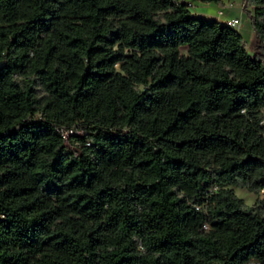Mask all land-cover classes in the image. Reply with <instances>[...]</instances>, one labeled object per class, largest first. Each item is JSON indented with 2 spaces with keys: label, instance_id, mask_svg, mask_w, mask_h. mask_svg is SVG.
Wrapping results in <instances>:
<instances>
[{
  "label": "trees",
  "instance_id": "16d2710c",
  "mask_svg": "<svg viewBox=\"0 0 264 264\" xmlns=\"http://www.w3.org/2000/svg\"><path fill=\"white\" fill-rule=\"evenodd\" d=\"M240 8L252 54L186 0H0V264H264V198L231 188H264Z\"/></svg>",
  "mask_w": 264,
  "mask_h": 264
},
{
  "label": "rangeland",
  "instance_id": "374dc122",
  "mask_svg": "<svg viewBox=\"0 0 264 264\" xmlns=\"http://www.w3.org/2000/svg\"><path fill=\"white\" fill-rule=\"evenodd\" d=\"M228 2H231L229 5L226 4ZM215 4V2H211ZM218 3V2H217ZM241 0H223L224 9H228L229 13H233L238 18V24L237 28L244 40V46L248 54H252L253 51V44H254V33L248 23V19L245 15V13L240 9ZM191 12L195 10L192 3L191 6L188 7ZM249 10H251V6H247ZM222 18V15L220 16ZM224 20V19H223ZM180 51L183 52L184 48L180 47ZM261 114H262V124L264 125V107L261 108ZM81 130H77V134H81ZM69 147H72L69 143H67ZM232 191L234 194L241 198L242 202L246 205H250L257 199L264 198L263 190H260L258 193L255 191L247 190L245 187L242 186H231Z\"/></svg>",
  "mask_w": 264,
  "mask_h": 264
},
{
  "label": "crops",
  "instance_id": "0c3cea01",
  "mask_svg": "<svg viewBox=\"0 0 264 264\" xmlns=\"http://www.w3.org/2000/svg\"><path fill=\"white\" fill-rule=\"evenodd\" d=\"M186 1H190L192 3L193 7L195 8L192 14H194L195 16L214 18L218 21H223V19L230 17H236L235 14L229 13L228 9H224V7L222 6L223 0H218V3L222 5H218V3L213 4L211 2H205L202 0H186ZM230 3L231 2H228V4ZM221 15L222 18L220 17ZM234 28L239 32L237 26H235Z\"/></svg>",
  "mask_w": 264,
  "mask_h": 264
},
{
  "label": "built area",
  "instance_id": "2783aa9c",
  "mask_svg": "<svg viewBox=\"0 0 264 264\" xmlns=\"http://www.w3.org/2000/svg\"><path fill=\"white\" fill-rule=\"evenodd\" d=\"M187 2V6H191V2L190 1H186ZM228 4V3H227ZM229 5V4H228ZM227 25L229 26H232V27H235L237 26L238 24V18L237 17H230V18H226L223 20ZM72 132V129L69 128V129H64V128H61L60 129V133L62 135V137L64 138V140L66 141V137L69 133ZM255 263V262H254Z\"/></svg>",
  "mask_w": 264,
  "mask_h": 264
},
{
  "label": "bare ground",
  "instance_id": "6f19581e",
  "mask_svg": "<svg viewBox=\"0 0 264 264\" xmlns=\"http://www.w3.org/2000/svg\"><path fill=\"white\" fill-rule=\"evenodd\" d=\"M262 190H263V194H264V188Z\"/></svg>",
  "mask_w": 264,
  "mask_h": 264
}]
</instances>
